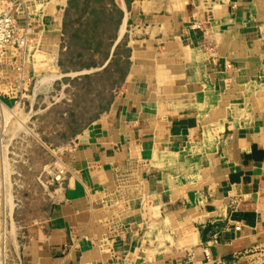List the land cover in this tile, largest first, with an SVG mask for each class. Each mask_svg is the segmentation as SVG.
<instances>
[{
    "label": "crops",
    "instance_id": "crops-1",
    "mask_svg": "<svg viewBox=\"0 0 264 264\" xmlns=\"http://www.w3.org/2000/svg\"><path fill=\"white\" fill-rule=\"evenodd\" d=\"M0 1L31 25L22 72L15 53L0 72V131L93 37L127 65L22 264H264V0Z\"/></svg>",
    "mask_w": 264,
    "mask_h": 264
},
{
    "label": "rangeland",
    "instance_id": "rangeland-1",
    "mask_svg": "<svg viewBox=\"0 0 264 264\" xmlns=\"http://www.w3.org/2000/svg\"><path fill=\"white\" fill-rule=\"evenodd\" d=\"M96 38L87 41L96 50L78 49V72L53 71L57 74L47 81L36 76L4 113L0 264H22V251L44 224L52 193L67 171L75 136L108 107L123 79L126 62L98 59L109 54L110 45H94ZM38 58L42 63L43 54Z\"/></svg>",
    "mask_w": 264,
    "mask_h": 264
},
{
    "label": "built area",
    "instance_id": "built-area-1",
    "mask_svg": "<svg viewBox=\"0 0 264 264\" xmlns=\"http://www.w3.org/2000/svg\"><path fill=\"white\" fill-rule=\"evenodd\" d=\"M31 25L28 21L21 23L16 15L0 1V72L9 54H20L22 61L16 66L22 72L23 51L29 42Z\"/></svg>",
    "mask_w": 264,
    "mask_h": 264
},
{
    "label": "bare ground",
    "instance_id": "bare-ground-1",
    "mask_svg": "<svg viewBox=\"0 0 264 264\" xmlns=\"http://www.w3.org/2000/svg\"><path fill=\"white\" fill-rule=\"evenodd\" d=\"M41 80L43 81L44 80V77L41 78ZM6 115V114H5ZM5 117V116H4Z\"/></svg>",
    "mask_w": 264,
    "mask_h": 264
}]
</instances>
